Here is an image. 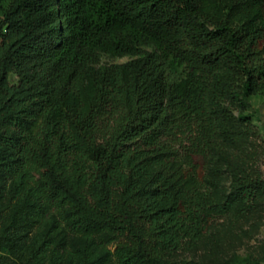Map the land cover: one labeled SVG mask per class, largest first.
<instances>
[{"label": "trees", "instance_id": "obj_1", "mask_svg": "<svg viewBox=\"0 0 264 264\" xmlns=\"http://www.w3.org/2000/svg\"><path fill=\"white\" fill-rule=\"evenodd\" d=\"M261 89L264 0H0V173L34 221L90 241L73 261L160 258L261 196L240 166L228 197L207 188Z\"/></svg>", "mask_w": 264, "mask_h": 264}, {"label": "rangeland", "instance_id": "obj_2", "mask_svg": "<svg viewBox=\"0 0 264 264\" xmlns=\"http://www.w3.org/2000/svg\"><path fill=\"white\" fill-rule=\"evenodd\" d=\"M128 56H102L100 64H118ZM12 83L18 81L14 74ZM244 107L231 108L232 117L247 118L244 127L249 131L237 141L226 144L223 158L211 161L207 171V188L215 197H228L233 183V172L240 166L243 179L264 181V90L247 99ZM67 129L62 128L65 132ZM60 140L58 146H60ZM11 181L0 173V264H24L30 253L44 242H50L46 264H82L73 261L71 253L83 249L90 241L57 223L55 216L48 222H37L31 217L33 201L28 198L13 200ZM107 235L95 236L91 241L106 240ZM107 248L114 249L112 244ZM99 259H103V247ZM138 264H264V193L254 201L238 202L225 216L209 222L198 240H184L181 246L160 258Z\"/></svg>", "mask_w": 264, "mask_h": 264}]
</instances>
